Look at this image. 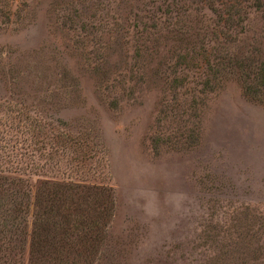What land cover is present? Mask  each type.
<instances>
[{"label": "rangeland", "instance_id": "rangeland-1", "mask_svg": "<svg viewBox=\"0 0 264 264\" xmlns=\"http://www.w3.org/2000/svg\"><path fill=\"white\" fill-rule=\"evenodd\" d=\"M192 2L0 0V264H264V18Z\"/></svg>", "mask_w": 264, "mask_h": 264}, {"label": "trees", "instance_id": "trees-1", "mask_svg": "<svg viewBox=\"0 0 264 264\" xmlns=\"http://www.w3.org/2000/svg\"><path fill=\"white\" fill-rule=\"evenodd\" d=\"M246 2L247 0H214V3L220 6L222 17L224 18L223 22H226V27H229L230 29H234L242 21V18L240 19L239 12L243 11V9H245L246 7H251L254 11L260 12L261 17L264 18V0H253L252 4H248V2ZM191 8L192 10L194 9L193 7ZM166 12L167 11H165V13ZM255 62L256 60L253 59L251 56H248V58L235 57L232 60L230 57H228L226 60L225 58H221L217 61V63L221 65H234L237 68V75L240 78V83L244 94L264 102V74L262 72L263 69L259 66V62L258 64H256ZM253 64H256L254 69ZM260 64L264 66L262 62H260ZM1 188L2 181L0 179V191ZM17 204L20 205L19 202H17ZM15 212L19 213L18 210H15ZM43 222L44 221L39 219V217L37 216L36 220L32 223L28 247V263L41 264L42 262L40 261L39 257L41 256L42 252L46 250V248H44L45 246H47L46 243H51V247L54 252V262H52V264H58L61 261V259L56 256V252L58 251V249L57 247H55L54 243L48 242L47 239L50 235L47 234L45 223ZM9 223L11 225L7 227L5 226V221L2 218L0 219V243H4L5 246H13V244L11 243L13 239L11 237L14 236H17L19 238L18 242H20L21 235H16L15 229L18 228L20 224H23L24 222H22L21 220L20 223H18L16 222V219H10Z\"/></svg>", "mask_w": 264, "mask_h": 264}]
</instances>
